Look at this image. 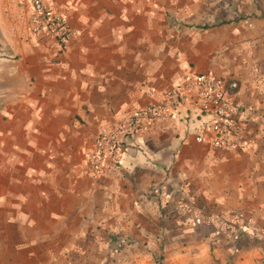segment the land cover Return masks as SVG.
I'll return each instance as SVG.
<instances>
[{
  "label": "crops",
  "instance_id": "crops-1",
  "mask_svg": "<svg viewBox=\"0 0 264 264\" xmlns=\"http://www.w3.org/2000/svg\"><path fill=\"white\" fill-rule=\"evenodd\" d=\"M232 1L45 0L67 19L59 49L0 0V264H110L114 243L163 240L188 264H264V14ZM196 73L240 105L248 147L198 142L195 98L95 176L99 130Z\"/></svg>",
  "mask_w": 264,
  "mask_h": 264
},
{
  "label": "built area",
  "instance_id": "built-area-1",
  "mask_svg": "<svg viewBox=\"0 0 264 264\" xmlns=\"http://www.w3.org/2000/svg\"><path fill=\"white\" fill-rule=\"evenodd\" d=\"M31 9V28L35 34L53 41L59 49H65L70 37L65 16L48 6L45 0H23ZM238 87L233 81L231 88ZM199 101L202 111L211 116L197 135V141L224 150H243L248 147L246 127L238 120L241 107L235 103L214 74H188L185 81L175 85L168 99L136 109L127 118L110 127H102L94 147L87 152L91 169L100 177L110 159L121 151V138L125 134H137L148 129L149 123L164 120L183 104Z\"/></svg>",
  "mask_w": 264,
  "mask_h": 264
},
{
  "label": "rangeland",
  "instance_id": "rangeland-1",
  "mask_svg": "<svg viewBox=\"0 0 264 264\" xmlns=\"http://www.w3.org/2000/svg\"><path fill=\"white\" fill-rule=\"evenodd\" d=\"M231 3L233 10L242 15L249 16L253 10L264 14V0H236ZM176 244L165 240L158 243H134L132 241L114 243L110 264H188L183 258L173 257L177 250V247L174 248ZM115 248L119 249L115 251ZM96 257L95 264H108L107 259L103 260L104 258L99 257L98 254ZM191 264L195 263L192 261Z\"/></svg>",
  "mask_w": 264,
  "mask_h": 264
}]
</instances>
